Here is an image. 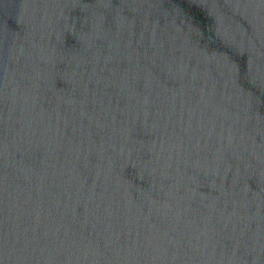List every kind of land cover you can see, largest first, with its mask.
<instances>
[{
  "label": "water",
  "instance_id": "1",
  "mask_svg": "<svg viewBox=\"0 0 264 264\" xmlns=\"http://www.w3.org/2000/svg\"><path fill=\"white\" fill-rule=\"evenodd\" d=\"M0 264H264V0H0Z\"/></svg>",
  "mask_w": 264,
  "mask_h": 264
}]
</instances>
